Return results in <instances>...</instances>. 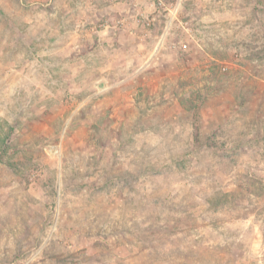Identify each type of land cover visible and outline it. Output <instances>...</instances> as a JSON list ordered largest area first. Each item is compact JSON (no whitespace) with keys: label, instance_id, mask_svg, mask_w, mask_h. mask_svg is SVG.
<instances>
[{"label":"rangeland","instance_id":"1","mask_svg":"<svg viewBox=\"0 0 264 264\" xmlns=\"http://www.w3.org/2000/svg\"><path fill=\"white\" fill-rule=\"evenodd\" d=\"M0 264H264V0H0Z\"/></svg>","mask_w":264,"mask_h":264}]
</instances>
